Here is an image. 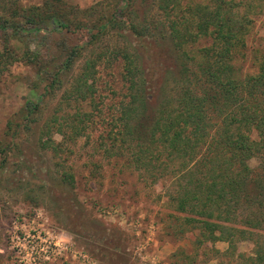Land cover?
Instances as JSON below:
<instances>
[{
    "label": "rangeland",
    "instance_id": "374dc122",
    "mask_svg": "<svg viewBox=\"0 0 264 264\" xmlns=\"http://www.w3.org/2000/svg\"><path fill=\"white\" fill-rule=\"evenodd\" d=\"M43 1L22 0L19 4L28 9ZM227 1H232L235 9L246 13L252 21L245 46L234 52L233 64L240 76L254 75L264 57V0ZM62 3V8H70L72 22L80 21L83 30L74 34L42 30L39 35L25 31L18 35L0 29V250H4L0 251V264H15L6 249V237L12 219L23 216L30 220L39 218L40 223L63 232L97 264H140L142 253L155 264H255L251 258L254 256L251 239L237 238L232 244L200 243L198 230H192L185 222L186 213L179 211L174 199L184 181L171 171L161 175L136 167L132 152L137 147L133 144L129 149L121 137L116 138L121 124L120 103L128 99L122 49L132 51L135 45H140L144 52L149 49L156 55V67L162 72L174 67L170 61L175 47L167 29L169 20L159 9L158 0H131L133 22L140 25L139 29L143 26L149 29L145 38H138L126 29L121 14L116 12L125 0H62ZM199 3L217 4V0H181L182 6L170 15L171 19L188 16V9ZM10 7V0H0V14H10ZM108 18L118 21L89 43V29ZM65 40L69 46L87 44L85 55H103L92 105L67 99L66 86L39 100L46 84L37 66L40 64V70L44 69L47 56L34 66L23 59L24 51L28 48L35 51L41 44L52 47L58 55L66 45ZM210 43L211 38H200L194 46L206 47ZM11 53L18 55L15 62ZM82 64L83 59L79 58L73 73L64 75V85ZM159 83L156 81L158 88L162 85ZM156 88L152 90L149 109L155 110L162 97ZM27 99L39 100L40 110L29 116L37 122H28L25 117ZM77 112H86V116L78 117L83 120L77 121L79 134L66 121V117ZM27 125L29 130L25 128ZM47 126L52 127L51 134ZM58 126H63L65 134L57 130ZM47 139H52L57 148H45L43 143ZM160 163L166 166L165 154L159 166ZM250 164L256 167L257 160L252 159ZM64 173L74 175V185L62 180ZM51 264L81 262L63 257Z\"/></svg>",
    "mask_w": 264,
    "mask_h": 264
},
{
    "label": "trees",
    "instance_id": "16d2710c",
    "mask_svg": "<svg viewBox=\"0 0 264 264\" xmlns=\"http://www.w3.org/2000/svg\"><path fill=\"white\" fill-rule=\"evenodd\" d=\"M21 1L10 0V14H0V29L18 35L25 31L39 35L42 30L74 34L84 29L80 21L72 22L71 10L62 8V0H44L28 9L20 6ZM180 4L181 0H158L159 9L169 20L167 29L175 47L170 61L174 67L162 72L156 67V55L148 52V47L145 52L140 45H135L133 52L127 48L120 52L128 99L120 103L121 124L116 138L121 137L129 149L137 147L132 152L136 167L161 175L171 171L184 181L174 199L179 211L186 213L185 222L192 230H198L200 243L232 244L237 238L251 239L252 260L264 264V57L256 74L243 77L236 72L234 52L245 46L252 21L246 13L236 10L232 1L199 3L188 9V16L171 19ZM130 7L131 0H125L116 12L121 14L126 29L145 38L149 29H139L140 25L132 20ZM117 21L108 18L98 23L99 27H91L89 43ZM200 38H211L210 45L195 47ZM65 44L58 55L52 47L41 44L35 51H24L23 59L34 66L47 56V66L41 70L40 64L37 66L46 84L39 100L66 86L67 99L92 105L103 55L83 54L87 44L69 46L66 40ZM10 55L15 62L18 55ZM79 58L83 59L80 70L64 85V75L73 73ZM156 81L162 84L159 88ZM156 87L162 97L154 110L149 105ZM39 100H26L28 122H37L29 116L40 110ZM78 113L66 117L75 134L81 130L78 122H83L78 117L86 116V112ZM56 121L57 118L53 120L54 126ZM25 128L30 129L28 125ZM46 130L51 134L52 127L47 126ZM57 130L65 134L63 126ZM43 146L58 145L47 139ZM164 154L165 167L161 163L159 166ZM252 159L257 160L256 167L251 166ZM62 180L71 185L75 182L72 173H64Z\"/></svg>",
    "mask_w": 264,
    "mask_h": 264
},
{
    "label": "built area",
    "instance_id": "2783aa9c",
    "mask_svg": "<svg viewBox=\"0 0 264 264\" xmlns=\"http://www.w3.org/2000/svg\"><path fill=\"white\" fill-rule=\"evenodd\" d=\"M6 245L15 264H51L63 257H72L81 264H97L89 253L78 249L63 232L40 223L39 218L14 217L8 228ZM140 264L155 262L142 253Z\"/></svg>",
    "mask_w": 264,
    "mask_h": 264
}]
</instances>
